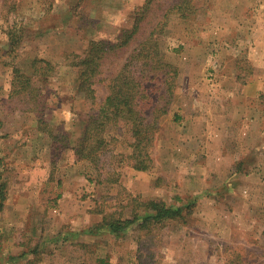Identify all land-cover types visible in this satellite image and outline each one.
<instances>
[{
	"label": "rangeland",
	"instance_id": "rangeland-1",
	"mask_svg": "<svg viewBox=\"0 0 264 264\" xmlns=\"http://www.w3.org/2000/svg\"><path fill=\"white\" fill-rule=\"evenodd\" d=\"M181 1L137 0L127 5L124 21L121 18L115 28H108L94 18L100 10L99 0H76L63 15L53 11L54 0L38 1L45 13L36 4L28 15L25 10L31 4H21L22 8L18 0H2L0 185L7 192V199L0 214L11 188L18 187V183L31 187L21 194L24 203L39 201L44 206L24 211L20 222L25 238L22 242L28 249L36 250V256L41 254L43 236L48 241L45 254L53 256L60 250L78 257L89 252V256L85 255L90 264H110V250L122 258V264H164L169 251L173 264H264V226L250 222L252 230L232 232L229 221L225 228L217 227L218 217L229 219L236 207H240L241 215L236 214L235 218L246 214L247 197L240 192L243 187L245 190L246 180L218 177L214 168L199 176L203 163L187 161L185 148L180 147L186 138V116L207 109L212 113V121L225 116L227 119L238 84H248L246 78L252 67L245 51L239 52L236 36L225 30L221 36L214 34L215 25L221 23L233 30L237 19H233L236 12L231 9L238 0H192L194 8L185 14L179 10ZM257 4L254 9H260L259 5L264 8V0ZM138 21L140 32L136 39L124 51L108 55L101 78L114 76L132 50L157 29L165 60L179 70L176 87L169 112L159 119L153 146L147 148L153 159L151 169L139 171L130 165L134 151L131 133L123 123L110 126L107 137L112 141L116 159L122 161L116 167L118 182H106L110 179L108 170L112 172L108 169L103 174L104 183L98 184L95 166L88 160H79L72 149L82 133L81 123L92 107L79 91L75 54L82 53L94 40L115 41L122 30L131 29ZM214 39L210 43L214 45L213 51L197 49L200 43ZM203 69L206 81L190 86L188 77L202 74ZM238 72L244 75L237 83L232 74ZM27 77L30 82L25 81ZM108 83L106 80L97 85L98 95L108 93ZM150 85L155 88L151 95L158 97L160 83ZM197 89L207 90L212 98L199 106L196 97L189 93ZM224 100L228 106L223 107ZM62 131L67 133V139ZM234 134L239 133L230 130L227 138ZM258 180L264 183L263 177ZM151 199L175 206L189 204V208L182 218L149 228H140L137 222L121 237L104 231L100 241L87 244L79 236L97 227L107 215H113V219H133L144 210V201ZM245 218L242 220L247 224ZM257 230L260 237L254 234ZM26 233L37 238L28 241ZM57 237L63 242L56 241Z\"/></svg>",
	"mask_w": 264,
	"mask_h": 264
},
{
	"label": "crops",
	"instance_id": "crops-1",
	"mask_svg": "<svg viewBox=\"0 0 264 264\" xmlns=\"http://www.w3.org/2000/svg\"><path fill=\"white\" fill-rule=\"evenodd\" d=\"M38 1L42 0H18V6L22 7L21 4L27 3L28 5L31 4L29 7L28 5L26 6L28 8L25 11L28 15L31 14L33 6L39 4ZM136 1L99 0L100 10H98V15L94 18L98 21H103L101 23L108 28L114 27L121 18L125 20L128 16L126 14L127 5ZM220 1L224 2V0ZM74 2L76 0H54L53 11H58L63 15ZM257 2L258 0H238L236 5L233 3L231 11L236 12V14L233 13V19H237L233 30L231 28L228 29L225 23L215 25L216 28L214 29V34L218 36H221L224 30L226 33L236 36L237 44L240 45V48H238L239 52L245 51L252 67V72L246 78L248 84L244 86H239L238 84L237 91L233 95L235 102L231 115L227 119L225 116L224 119H220L217 122L212 121V113L207 109L205 112H201V109L195 116H186L184 128L186 130V138L182 139L183 144L180 146L181 148H185L184 152L186 153L187 161L203 163L200 166L202 168L198 169L200 171L203 170L202 173L198 174L199 176L200 174L208 173L214 168L218 170L216 171V176L218 177H237L246 180L245 190L243 187L240 191L244 193L243 196L247 197L246 214L235 218L236 214L241 215L239 211L240 207H236L235 213L229 219L222 215V218L218 217L220 219L219 225L216 224L218 228L223 229L231 221L229 222V227L232 232L242 229L252 230L250 229L251 226H248L250 222H256L259 223V226H264L262 224L264 220V183L258 180L261 177L264 179V8L262 5H259L260 9H254V6L258 5ZM1 4L2 0H0V10ZM40 6L41 12L45 13L44 6ZM122 6H125L124 10ZM20 7L19 9L22 11ZM209 27L206 28L208 29ZM215 40L200 43L199 45L201 46H198L197 49L213 51L214 48L212 46L214 45L210 43L212 41L215 42ZM201 61L207 64L205 59L201 58ZM243 75L240 72L234 73L232 74V79L238 83ZM205 78L206 73L203 69L202 74L194 73L188 77V81L191 83L190 86H194L195 83L202 82ZM189 93L196 97L199 101V106L204 104L203 101L208 102L212 98L207 90L197 89ZM223 102V107L229 105L226 100ZM222 110L224 111V108ZM230 130H237L238 136L234 134L230 135V138H227ZM178 144L181 145L180 143ZM189 145H192V148ZM186 148H190V150ZM241 165L245 167L240 168ZM234 166H239V168L236 169ZM0 172H2V169ZM17 185L18 187L10 189L8 200L5 202L4 212L0 214V264H90L85 255L89 256V252L80 253L78 257L68 255L60 250H56L53 256L45 254V245H47L48 241L43 236L41 240L42 251L38 256H36V250L28 249L25 246L24 242H22L25 238L23 239L22 222H20L23 218L20 216L24 217V211L43 207L44 205H41L39 201H36V203L35 201L24 203L21 194H25V190L29 192L31 187L26 188L24 187L25 184L22 185V183H18ZM1 188L2 186L0 185V193ZM236 192L234 187V193ZM16 196L17 199H15ZM239 202L237 201L236 205ZM244 217H246V222L248 221L247 224L242 220ZM260 233L259 230L254 232L259 237L261 236ZM85 234L82 233L79 236L84 238L82 240L87 244L100 241V234ZM26 237L28 241H33L34 238H37L33 233H26ZM55 240L63 242L59 237ZM83 241L80 240V242ZM184 251H182V254ZM110 254L113 255V260L110 264H122V258L118 257L116 251L110 250ZM173 259L171 251H169L167 261L164 264H173Z\"/></svg>",
	"mask_w": 264,
	"mask_h": 264
},
{
	"label": "trees",
	"instance_id": "trees-1",
	"mask_svg": "<svg viewBox=\"0 0 264 264\" xmlns=\"http://www.w3.org/2000/svg\"><path fill=\"white\" fill-rule=\"evenodd\" d=\"M192 8H194L192 0H182L179 3V10L184 14ZM162 31L163 29L160 31L161 34ZM139 32L138 21L131 29L122 30L115 41L94 40L82 53L75 54L74 66L78 70L79 91L84 94L92 107L81 123L82 133L78 137V143L72 145V149L79 160H88L95 166L98 172L96 179L98 184L104 183L103 174L108 169L112 172L108 170L110 179L106 182H118L116 176L119 173L116 167L122 162L116 159L117 156L111 148L112 141L107 137L108 128L120 126L122 123L128 128L134 140L131 145L134 151L130 156V165L136 170L148 171L152 167L153 159L147 148L153 146L159 119L169 112L172 103L179 70L165 60L158 36L156 37L157 29L147 40L132 50L124 65L114 76L101 78L103 62L108 55L117 54L131 46ZM39 61L51 66L45 60ZM16 73L19 74V70H16ZM29 79L27 77L25 81L30 82ZM106 80H109L106 86L108 93L103 96L98 95L97 85ZM155 81L161 85L158 97L151 95V90L155 88L150 83ZM27 82L24 83L27 85ZM66 134L63 135L65 139L68 138ZM113 139L116 140V137ZM0 195L1 210L7 199V192L1 188ZM143 208L142 213H136L133 219H113V215L104 216L97 227L86 230V233L95 235L107 231L121 237L137 222L140 228H149L154 224L182 218L189 204L175 206L168 205L160 199H151L144 201Z\"/></svg>",
	"mask_w": 264,
	"mask_h": 264
}]
</instances>
